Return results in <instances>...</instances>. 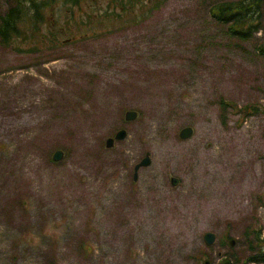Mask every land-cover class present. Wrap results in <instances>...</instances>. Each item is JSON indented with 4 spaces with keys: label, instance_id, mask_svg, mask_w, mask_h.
<instances>
[{
    "label": "rangeland",
    "instance_id": "rangeland-1",
    "mask_svg": "<svg viewBox=\"0 0 264 264\" xmlns=\"http://www.w3.org/2000/svg\"><path fill=\"white\" fill-rule=\"evenodd\" d=\"M214 1L59 0L55 44L0 39V264H264V15L231 39Z\"/></svg>",
    "mask_w": 264,
    "mask_h": 264
},
{
    "label": "trees",
    "instance_id": "trees-1",
    "mask_svg": "<svg viewBox=\"0 0 264 264\" xmlns=\"http://www.w3.org/2000/svg\"><path fill=\"white\" fill-rule=\"evenodd\" d=\"M82 0H63L64 12L70 13L66 20L68 22H76L85 20L79 18L75 14L72 7H82ZM59 0H12L6 11L0 14V39L5 45H11L17 40H31L33 43H46L48 45L55 44L58 34L65 29L60 23V18L46 19L45 11L52 9ZM142 2L151 4L147 9V15L152 9L158 8L164 0H110L104 9L97 6L96 14L92 9L86 10V18L90 20L103 21L104 16H114L115 19L123 21L125 14L129 12L133 6H137ZM115 8V9H114ZM120 9V11L118 10ZM209 13L214 20L226 26V34L231 39L240 41L249 40L253 34L261 28V19L264 15V0H217L209 5ZM101 15V18L98 16ZM97 16L96 19L94 17ZM140 19V18H139ZM47 31L42 33L43 28ZM18 49H21L17 47ZM35 48V47H33ZM259 54L264 58V44L257 47ZM250 112H258V107H251ZM225 119V118H224ZM223 119V120H224ZM255 231V230H254ZM261 230L256 229L257 238L260 236ZM252 257L253 261H264V252L255 251Z\"/></svg>",
    "mask_w": 264,
    "mask_h": 264
},
{
    "label": "water",
    "instance_id": "water-1",
    "mask_svg": "<svg viewBox=\"0 0 264 264\" xmlns=\"http://www.w3.org/2000/svg\"><path fill=\"white\" fill-rule=\"evenodd\" d=\"M135 117H136V112L132 111V110H128L125 114V118L127 120L134 119ZM192 132H193V129L190 126H186L180 130L179 135L181 138H188L192 134ZM125 135H126V130L120 129L119 131H117L114 138L109 137L106 140V146L111 147L113 145L114 139H121V138L125 137ZM62 155H63V152L61 150H56L53 154V158L55 160H58L62 157ZM149 162H150V159H149V156L147 155L139 163H137L135 165V172H134L135 176L137 174V170L139 169V167L148 165ZM171 181H172V184H176L178 180H177V178L172 177ZM203 237H204L205 242L209 245L212 244L216 239V236L211 232H205ZM230 243L232 244L233 240H231ZM206 262H207V260H205V263Z\"/></svg>",
    "mask_w": 264,
    "mask_h": 264
}]
</instances>
